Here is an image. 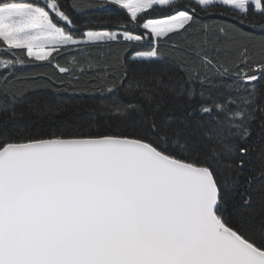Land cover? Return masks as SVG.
Returning a JSON list of instances; mask_svg holds the SVG:
<instances>
[{"label":"snow or ice","instance_id":"obj_1","mask_svg":"<svg viewBox=\"0 0 264 264\" xmlns=\"http://www.w3.org/2000/svg\"><path fill=\"white\" fill-rule=\"evenodd\" d=\"M0 264H264V0H0Z\"/></svg>","mask_w":264,"mask_h":264}]
</instances>
